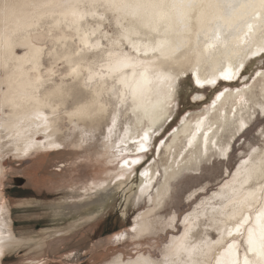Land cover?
I'll return each instance as SVG.
<instances>
[{"label":"snow or ice","instance_id":"snow-or-ice-1","mask_svg":"<svg viewBox=\"0 0 264 264\" xmlns=\"http://www.w3.org/2000/svg\"><path fill=\"white\" fill-rule=\"evenodd\" d=\"M21 7L33 11L24 14L19 10ZM0 17L4 25L0 41L5 49L19 29L30 35L35 29L37 38L31 45L33 50L25 53L30 71L37 73L42 69L45 55L51 65L45 74L34 76L35 86L29 85L30 91L23 93L22 98L32 108L26 117L27 127L20 120L13 129L17 143L24 141L23 148H17L21 157H28L33 149L61 150L66 146L53 135L52 125L61 115L77 123L101 124L102 143L106 145L113 139L120 109L125 113L130 110L136 117L135 131L127 126V121L121 123L122 136L117 135V142L112 143L106 162L115 171L101 180L89 177L69 189L76 195L74 204L84 207L106 199L112 191H126L130 178L139 175L142 180L137 185L135 203L155 183L157 205L162 206L164 198L160 193L170 191L172 180L179 182L185 172L196 173L191 179L198 183L185 187L180 205H172L167 212V227L183 224V234L166 244L160 257L154 260L139 252L133 254L129 249L128 237L135 241L144 234H138L129 219L130 233L126 228L111 234L112 242L118 247L109 264H206L210 254L212 264H264V146L250 147L241 154L231 140L224 141L214 153L220 158L219 170L211 177L201 178L199 161L191 167L189 161L181 163L184 152L199 148L196 141L202 132L201 158L207 155L211 128L203 131V120H199L188 133L187 147L179 154L174 153L178 158L167 162L162 180L152 179L162 175L152 165L160 149L165 147V137L170 140L175 137L173 127L165 126L171 125L173 119L182 126L181 116L185 119L190 116L187 112L174 115L183 96L181 77H186L188 86L193 88V94L189 95L191 101H205L201 92L213 90L214 98L208 105L211 108L216 107L225 93H233L223 82L239 84L242 81L243 87L234 89L237 95L251 90L250 82L259 79L264 83V0H45L24 6L4 0L0 3ZM44 21H48L45 38L51 45L39 38ZM68 33L72 35L69 37ZM69 38L74 44L70 52L66 43ZM201 45L205 55L211 50L212 70L203 75ZM45 48L50 51L45 52ZM53 54L66 62L63 73L56 71L57 64L64 67L60 59L51 62ZM67 78L82 81V90L73 93L67 89L64 84ZM45 81L50 87H44ZM113 101L115 104L109 113ZM15 107L19 104L5 94L0 110ZM259 116L264 124V107H260ZM3 127L5 124L0 123V128ZM247 127L241 119L235 132L242 133ZM260 132L264 135V128ZM41 133V139L36 140L35 136ZM85 136L80 139L81 147ZM232 139L242 143L243 137L236 139L234 135ZM212 145L215 147V140ZM208 179L212 180L211 187L206 182ZM0 180L6 183V169H0ZM146 198L152 203V195ZM189 208L193 211H188ZM201 209L203 231L194 240L193 229L188 225H198ZM7 211V206L0 207V256L30 243L28 237L18 239L13 233ZM94 212L99 213V208ZM177 212L179 223H175ZM210 228L215 239L209 235ZM90 247L85 244L66 255L87 259ZM122 249L128 251L120 254Z\"/></svg>","mask_w":264,"mask_h":264},{"label":"bare ground","instance_id":"bare-ground-1","mask_svg":"<svg viewBox=\"0 0 264 264\" xmlns=\"http://www.w3.org/2000/svg\"><path fill=\"white\" fill-rule=\"evenodd\" d=\"M3 2L4 0H0V3ZM7 2L9 4L24 6L34 3L37 4L43 3L45 2V0H7ZM19 10L24 14L33 11V9L31 8H25V7H21ZM99 11L101 13L103 12L102 9H100ZM47 23L48 21H44L41 24V31L39 33V38L41 40H44L45 43L51 45V41L46 40L45 38V33L48 31V29L45 27V24ZM3 29H4L3 17H0V32H2ZM105 30L107 31V29ZM67 35H69L70 37L72 34L68 33ZM36 38H37V32L35 29L32 30V33L30 35L27 31L21 28L16 32L15 35L12 36L10 46L7 49L3 47V42L0 41V105H3L5 94H7V98L13 99L17 104H19V107L8 108L7 110H0V123L5 124V127L0 128V169H5L4 161L10 156L14 157L15 159L24 160L33 157L39 153L57 151L52 149H49L47 151L33 149L30 150L29 156L26 158L21 157L17 153L18 147L21 149L23 148L24 141L21 140L20 143H17V138L15 137L13 129L14 126L20 120H24V126L27 127L26 117L30 113L32 108V105L28 104L22 98L23 93L26 90L30 91L29 85H31L32 87L35 86L34 81L32 80L34 76L38 74L39 75L45 74L48 68L51 66L50 63L47 62L49 60V57L45 55L44 61L42 62L43 65L42 69H40L37 73H33L30 71V65L27 63L28 58L25 56V53L26 52L31 53V51L33 50L31 48V45L35 43ZM66 43H67V50L70 52L71 49L74 47L72 39L69 38ZM209 43H211L210 39H209ZM40 46L41 45H37V47ZM48 51H50V48H45V52ZM200 53L202 58L201 74L203 75L205 71L210 72L212 70L211 60L209 58L211 56V50H209L208 55H205L203 52V45H201ZM56 59H60L61 63L64 64V67H62L60 64H57L56 71L63 73L66 67V62L63 61L62 57H57L55 54H53L51 62L55 63ZM5 64H7V68H5ZM182 78L184 77H181V79ZM233 82L235 81L224 82L226 83V87L233 89V93L231 95L225 93V96L216 102L215 108H211L207 105L200 110H189L188 113L190 114V116L187 119H185L184 117L181 118L184 119V124L182 126L179 125V123L176 125V127L174 128L175 131L174 139L170 140L168 137L165 138V147L160 149V155L156 157V163L152 165L153 169H159L162 173L161 177L153 176L152 177L153 181H161L163 177L164 168L167 165V162L174 158H178V156L174 155V153L179 154L180 152L183 151L185 147H187L186 141L187 139L190 138L188 136V133L194 130L197 121L203 120V125H202L203 131H207L209 128H211V131H208L209 144H208L207 155L201 158V152L203 151V143L201 139L203 135L202 132L201 135L197 137V141H196V144L199 145V148H197L195 152H193L192 149H189L188 152H184V157L181 163H184V161H189L190 162L189 167H191L193 164H196V162L199 161L197 167L199 169L200 175L203 173L205 166L213 165L217 161L219 162L220 158L215 156L214 153L224 141L231 140V142L235 144L236 140L232 139V137L235 135L237 139L240 135L245 134L249 130V127L251 128V126L254 124L253 119L256 118L257 114L259 115L260 107H264V83L259 81V79H257V81L255 82H250L252 84L251 90H245L241 92L239 95H237L234 92V89L235 87H243V82L241 83L242 84L241 86L238 84H234ZM64 84L66 88L73 93L82 90L81 89L82 81L80 80L73 81L71 78H67L65 79ZM218 86H219V82H218ZM44 87L45 88L50 87L46 81L44 83ZM41 92H43V89H41ZM202 92L201 94L205 96V93ZM241 96L243 97V99H241ZM105 97H107V93H105ZM193 102L199 103L200 101H193ZM114 104L115 102L113 101L112 106L109 107L108 109L109 113L112 112V107H114ZM233 109H235V115H233ZM70 110L71 109H69V111ZM176 112L177 109L174 115L176 114ZM119 113L120 114L117 116V125L113 133V139L107 145L105 143H102L104 133L102 130V125L99 123H94L92 121H81L80 123H77L75 119L67 118L61 115L58 118V122L52 125L54 138L57 140V142L62 141L66 145L63 149H65L67 146H71L75 150L94 148L96 152H99V156L103 159V162L107 167L105 171L102 173L103 176L92 179L101 180L106 174L115 171V168L110 167L106 161L108 159V154L111 150L112 143L117 142L116 141L117 135L122 136V131L120 127L121 123L127 121L128 122L127 126L131 127L133 132L135 131L136 117L131 115L130 110L128 113H125L123 109H120ZM250 113L252 116L251 119H249ZM241 119L249 127H247L248 129L246 128L247 129L246 131L244 129L242 133L237 134L235 132V129L237 125L240 123ZM104 123H106V121ZM169 126L170 125H166L165 128ZM85 134L87 135L85 136ZM41 136L42 133L40 135H36L35 139L40 140ZM82 136H85V143L81 147L79 146V144ZM8 137H12V139L9 140ZM260 138H262L263 141L262 144H252L250 145V147L260 148L261 146H264V135H262L261 132H260ZM213 140L216 141L215 147H213L212 145ZM9 145L11 146L9 147ZM73 145H77V146L73 147ZM242 152L245 153L244 151ZM169 175L171 176V173H169ZM187 175L194 176L196 175V173L185 172L183 177ZM141 180L142 178L139 175L132 177L130 178L129 181L130 186L127 187L126 191L118 189L112 192L121 196V198L124 200L125 209L129 205H133L135 207L139 206L141 203H144L147 200L146 198L147 195H152V203H149L148 207L146 209H143L141 212H139L134 219L133 223L137 227L138 234L141 232L144 233L143 235H140L139 238L135 241H138L137 246L139 247L140 246L139 242L144 240L146 237L169 235L170 236L169 241L166 242L163 248L161 249V254H162V250L164 249L165 245L168 244L171 240H173L176 236L182 235L183 234L182 229L185 227V225L183 224H180L179 227H173V228L167 227V224L169 222V215L163 214L164 210L167 207L168 202L173 197L174 186L175 183H177L178 181L172 180L169 183L170 191H168L167 194L161 191L160 196L164 198V200H163V205L158 206L157 197L156 195H154L156 190L155 183L151 185L150 189L145 190L146 195L141 197L140 202L138 204L135 203V196L137 194V185L140 183ZM206 182L209 187L212 186L211 181L207 180ZM1 185H2V180H0V207L7 206L8 211L6 214L11 217L12 231L15 234L13 229V218L11 216L10 205L3 200ZM76 186L77 185L71 186L69 189H72ZM125 196L127 197V199H125ZM75 199H76L75 193L70 191L69 194L61 197L60 200L57 202L58 205L66 206V205L74 204L73 201ZM22 202L24 203V201ZM96 208H99V213L92 211L89 213L90 215L88 214V215L79 216L78 218L71 220L64 227H56L50 230L48 229L47 231H45L44 236L41 237H35L30 235L24 236L30 239V243H28L26 246H23L22 248L29 247L30 252L34 254L35 258L43 257L45 250L48 246V242L51 239L59 236L73 235L84 226L90 224L91 222L96 221L97 218L104 211L105 205L96 204ZM188 211H193V209L190 208ZM200 211H201V219L198 225L197 226H192L191 224L188 225V227H192L193 229L192 238L194 240H198L197 234L202 233L203 231V210L201 209ZM175 215H176L175 223H179L180 215L178 212ZM137 216H139V219H137ZM130 231H131V227L128 232L130 233ZM209 235L213 239H215V235L211 228L209 229ZM16 236L18 239L22 237L18 235ZM128 239H131V237L129 236ZM22 248H18L12 251H7L6 254L18 251ZM138 252L140 254L150 256L154 260L160 257L153 255L150 251L145 252L139 250ZM120 254L123 253L120 252ZM4 256H0V264ZM32 261L34 260L32 259ZM109 262L110 259L101 264H109ZM206 264H212L211 254L206 258Z\"/></svg>","mask_w":264,"mask_h":264},{"label":"rangeland","instance_id":"rangeland-1","mask_svg":"<svg viewBox=\"0 0 264 264\" xmlns=\"http://www.w3.org/2000/svg\"><path fill=\"white\" fill-rule=\"evenodd\" d=\"M181 80L184 81L183 96L175 115L188 113L189 110H200L210 104L211 99L214 98L212 89L203 91L205 101L196 103L189 100V95L193 94V88L188 86L187 78L184 77ZM233 83L237 84L236 81ZM241 83L242 81L238 85L241 86ZM223 86H226V83L223 82ZM171 122L170 126L174 129L178 122L174 119ZM253 122L251 128L248 126L249 130L237 138L243 137L242 143L234 144L235 148L240 149L241 154H243L242 151L246 152L250 145L263 143L259 131L264 128V124L261 123L258 114ZM4 166L7 170V180L6 183L2 180V196L3 200L10 205L13 229L18 236L41 237L48 229L64 227L71 220L88 215L94 211L96 204H104L105 209L96 221L84 226L73 235L51 239L43 257L35 258L34 254L30 252V248L24 247L18 251L7 253L1 264H28L32 259L40 261V264L104 263L116 254L118 247L112 242L111 234L126 228L129 231L131 227L129 219L134 222L136 215L146 209L149 204L146 200L137 207L129 205L125 209L121 196L112 192L107 194L106 199L97 200L84 207L76 204L58 205L57 201L70 193L71 186L79 185L89 177L103 176L102 173L107 166L94 148L75 150L71 146H67L65 149L39 153L24 160L10 156L4 161ZM218 170L219 162L217 161L213 165L205 166L200 176L201 178L211 177L214 175V171ZM191 177L192 175H187L175 183L173 197L168 202L163 212L164 215H167L168 209L172 205H180V195L185 187L198 183V180H193ZM208 180L212 182L211 179ZM37 232L38 234H36ZM169 239V235L146 237L139 242V247L137 246L138 241L128 239L129 249L133 254L142 250L160 256L161 249ZM85 244L91 246L87 250V259L66 255L70 250L82 248ZM133 245L135 246L133 247ZM127 251L128 249H122L121 253L124 254Z\"/></svg>","mask_w":264,"mask_h":264}]
</instances>
